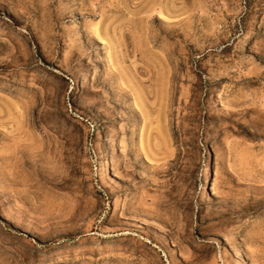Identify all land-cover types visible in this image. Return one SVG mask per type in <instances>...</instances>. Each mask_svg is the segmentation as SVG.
I'll return each mask as SVG.
<instances>
[{
	"label": "rangeland",
	"instance_id": "rangeland-1",
	"mask_svg": "<svg viewBox=\"0 0 264 264\" xmlns=\"http://www.w3.org/2000/svg\"><path fill=\"white\" fill-rule=\"evenodd\" d=\"M0 264H264V0H0Z\"/></svg>",
	"mask_w": 264,
	"mask_h": 264
}]
</instances>
